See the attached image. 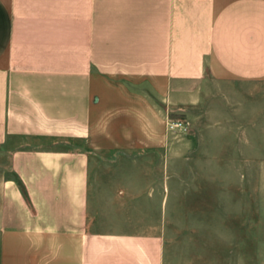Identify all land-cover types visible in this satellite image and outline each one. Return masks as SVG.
Masks as SVG:
<instances>
[{
  "label": "crops",
  "instance_id": "0c3cea01",
  "mask_svg": "<svg viewBox=\"0 0 264 264\" xmlns=\"http://www.w3.org/2000/svg\"><path fill=\"white\" fill-rule=\"evenodd\" d=\"M136 81L215 107L198 143L252 142L264 0H0V264H165L166 194L141 197L157 184L136 162L153 154L91 152L92 123L110 145L158 142ZM137 113L144 135H125Z\"/></svg>",
  "mask_w": 264,
  "mask_h": 264
},
{
  "label": "rangeland",
  "instance_id": "374dc122",
  "mask_svg": "<svg viewBox=\"0 0 264 264\" xmlns=\"http://www.w3.org/2000/svg\"><path fill=\"white\" fill-rule=\"evenodd\" d=\"M115 82L130 85L128 80ZM133 85L136 95H144L146 91L151 94L150 102L156 108L157 123H160L156 128L158 142L110 145L103 142L106 130L92 123L91 152L153 154L150 160L136 162L140 163L138 169L145 170L142 171L145 175L139 177L142 180L154 178L157 184L155 197L149 200V192L144 191L141 197L144 196L154 209L153 204L158 206L166 194L163 212L167 242L165 264H264V177L260 167L264 157V112L254 113L251 123L247 122V125L252 124V142L246 144L242 135L234 140L235 143L213 147L202 140L198 143V139H203L211 130L205 126L217 120L213 116L215 107L201 101L190 109H182L179 91L174 99L178 103L171 106L156 97L145 82L136 81ZM255 87L261 91L264 101V82ZM136 117L141 119L133 124L134 131L125 128V135H144L138 126H142L145 117L142 113H137ZM176 119L183 121L186 129L169 128L168 121ZM228 120L236 119L231 116ZM162 137L166 138V143ZM148 171L151 176L146 175ZM214 226L219 228V241L213 240Z\"/></svg>",
  "mask_w": 264,
  "mask_h": 264
},
{
  "label": "built area",
  "instance_id": "2783aa9c",
  "mask_svg": "<svg viewBox=\"0 0 264 264\" xmlns=\"http://www.w3.org/2000/svg\"><path fill=\"white\" fill-rule=\"evenodd\" d=\"M168 127L169 128H183V129H186L185 123L183 121H181L180 119L168 121Z\"/></svg>",
  "mask_w": 264,
  "mask_h": 264
}]
</instances>
